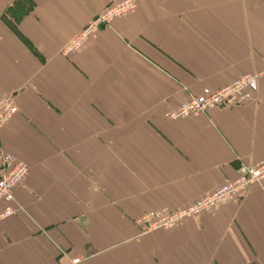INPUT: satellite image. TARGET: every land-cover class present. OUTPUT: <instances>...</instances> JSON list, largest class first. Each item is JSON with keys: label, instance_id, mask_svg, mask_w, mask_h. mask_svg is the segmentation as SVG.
Segmentation results:
<instances>
[{"label": "crops", "instance_id": "1", "mask_svg": "<svg viewBox=\"0 0 264 264\" xmlns=\"http://www.w3.org/2000/svg\"><path fill=\"white\" fill-rule=\"evenodd\" d=\"M0 0V149L25 162L0 264H264V181L173 229L152 210L192 204L264 159V0ZM256 76L251 99L180 120L189 96Z\"/></svg>", "mask_w": 264, "mask_h": 264}, {"label": "built area", "instance_id": "2", "mask_svg": "<svg viewBox=\"0 0 264 264\" xmlns=\"http://www.w3.org/2000/svg\"><path fill=\"white\" fill-rule=\"evenodd\" d=\"M135 8L132 0H123L111 4L102 10L85 28H83L63 49V54H73L90 38L94 37L99 27L107 26L112 19ZM256 76L242 75L231 83L215 90L204 91L198 96H189L174 110L165 116L171 120H180L190 116L205 114L215 108H232L239 106L251 97V88ZM18 109L12 99L0 100V129L16 115ZM10 154H0V221L14 214L13 192L24 181L28 172L27 166L18 162ZM264 181V159L255 167L242 166L239 176L232 182L217 188L213 193L193 202L183 208L173 210H152L137 220L143 233L156 229H173L176 224L185 219L198 218L204 212L211 210L225 201L233 200L244 193L250 186ZM74 264L78 260H73Z\"/></svg>", "mask_w": 264, "mask_h": 264}, {"label": "rangeland", "instance_id": "3", "mask_svg": "<svg viewBox=\"0 0 264 264\" xmlns=\"http://www.w3.org/2000/svg\"><path fill=\"white\" fill-rule=\"evenodd\" d=\"M121 1H123V0H120V1H117V2H114V3L117 4V3L121 2ZM132 1L134 2V5H135V8H134L133 10H130V11L126 12L124 15H120V16H118V17H115L114 19H112V20L110 21V23H109L107 26L99 27L98 32L102 31V30L105 29V28H109V27L113 24V22H115L116 20H119L120 18H122V17H124V16H126V15L128 16V15L132 14V13L136 10V3H135L134 0H132ZM114 3H110V4H108L107 6H109V5H111V4H114ZM107 6H105L102 10H104ZM102 10H101V11H102ZM101 11H100V12H101ZM100 12H99V13H100ZM99 13H97V14H96V15H95V16H94V17H93L88 23H90V22H91V21H92V20H93V19H94ZM84 28H85V27H84ZM80 31H81V30H80ZM80 31H79V32H80ZM79 32H78V33H79ZM98 32H97V34H98ZM78 33H77V34H78ZM97 34H96V35H97ZM96 35H95V36H96ZM75 36H76V35H75ZM75 36H74V37H75ZM74 37H73V38H74ZM73 38H72V39H73ZM92 38H93V37H92ZM92 38H90L88 41H90ZM70 40H71V39H70ZM88 41H87V42H88ZM87 42H85V43H87ZM66 45H67V44H66ZM66 45H65V46H66ZM65 46H64V47H65ZM63 49H64V48H63ZM63 49H62V53H63ZM79 50H80V49H79ZM76 52H77V51H76ZM76 52H75V53H76ZM73 54H74V53H73ZM71 55H72V54H71ZM71 55L68 54V55H64V56L67 57V56H71ZM182 102H183V101H182ZM14 104H15V103H14ZM0 154H3V155H4V154H10L11 156H13V154H11V153H9V152L3 150V149H0ZM13 158H16V157L13 156ZM16 159H17V158H16ZM17 160H19V159H17ZM18 162H22V163H24V164L27 166V164H26L25 162L21 161V160H19ZM256 166H257V165H256ZM241 167H242V166H241ZM27 168H28V166H27ZM28 171H29V168H28ZM27 174H28V172H27ZM27 174H26V176H27ZM26 176H25V178H26ZM25 178H24V180H25ZM222 186H224V185H222ZM220 187H221V186H220ZM214 191H215V190H214ZM214 191H213V192H214ZM213 192H212V193H213ZM210 194H211V193H210ZM13 200H14V202L12 203V204H13L12 206H13V209H14V214H13V215H15L16 212L18 211V207L20 208V206H18V204L16 203V200H15V197H14V192H13ZM227 201H228V200H227ZM225 202H226V201H225ZM223 203H224V202H223ZM175 210H176V209H174L173 211H175ZM13 215H11V216H13ZM11 216H10V217H11ZM178 223H179V222H178ZM178 223H177V224H178ZM177 224H176V225H177Z\"/></svg>", "mask_w": 264, "mask_h": 264}]
</instances>
